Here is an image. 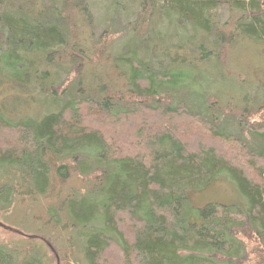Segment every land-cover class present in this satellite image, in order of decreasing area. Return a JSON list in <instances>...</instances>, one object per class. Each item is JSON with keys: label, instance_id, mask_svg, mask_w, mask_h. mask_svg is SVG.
<instances>
[{"label": "trees", "instance_id": "16d2710c", "mask_svg": "<svg viewBox=\"0 0 264 264\" xmlns=\"http://www.w3.org/2000/svg\"><path fill=\"white\" fill-rule=\"evenodd\" d=\"M44 1L0 0V83L30 104L48 98L52 109L16 121L13 110L5 114L7 104L0 107V212L16 204L23 187L43 194L53 188V173L69 178L71 172L87 179L88 197L66 201L68 231H80L87 264H264V102L231 116L206 92L186 95L163 51L167 44L153 38L162 20L190 25L202 39L188 49L193 61L177 63H209L226 46L216 12L238 10L233 27L227 25L234 32L230 41L245 35L264 43V3L141 0L123 22L126 31L106 29L117 24L109 19L95 37V0H53L48 18ZM137 27L144 33L135 57L119 62L127 66L122 89L88 83L79 64H103ZM12 98L16 104L18 97ZM223 174L244 195L247 209L209 205L192 217L189 193ZM247 238L257 247L254 262Z\"/></svg>", "mask_w": 264, "mask_h": 264}, {"label": "rangeland", "instance_id": "374dc122", "mask_svg": "<svg viewBox=\"0 0 264 264\" xmlns=\"http://www.w3.org/2000/svg\"><path fill=\"white\" fill-rule=\"evenodd\" d=\"M261 1L264 3V0ZM53 2V0L43 2L44 18L52 15L53 12L49 8L52 7ZM139 2L141 0H95V5L99 7V10L95 11L94 26L98 27L95 37L101 35L106 25L105 22L109 19L115 20L118 25L111 23L106 29L126 31L127 23L123 24V22L130 15L133 17L134 6L137 7ZM238 15V10H231L228 7H222L216 12L218 26L224 28L221 35L224 37L226 46L214 51L216 57H213L209 63L202 64L196 61V66L183 67L177 62L193 61L194 57L190 55L188 49L196 46L202 39L198 29L190 25L181 28L177 24L162 20L157 22L158 27L153 31L155 35L153 38L161 36L163 44H167L163 51H167L166 54L176 65L173 72L181 75L179 83H181L180 87L183 85L187 90L185 94L197 98L206 92L210 95V102L214 103L215 107L229 112L231 116H235L239 111L248 107L256 108L264 102V43L252 40L250 36L245 35L244 37L239 35L236 42L230 41L234 32H231L232 28L227 25L230 24L233 27V19L238 18ZM129 20L132 21V18L130 17ZM140 33L144 32L138 27L137 30L134 29V32L127 33L130 37L124 38L125 40L120 43L122 46L117 48L118 51L107 52L102 58L104 59L103 64H98L99 62L93 59V64L91 60H88V63L84 61L85 63L79 64L77 69L80 73L87 72L88 83L101 85L109 82L113 92L120 91L126 83L125 76L121 74L127 71V66L120 65L119 62L135 57L136 42L142 37ZM88 35L89 32L83 34L82 39ZM167 40L173 45L185 46L186 52L183 48L172 49ZM113 57L118 60V63ZM1 58L5 62V57L1 56ZM1 65L4 63L1 62ZM95 66L100 69H94ZM93 71H97L98 74H92ZM4 73L0 70V79H4ZM5 83L7 82L0 83V107L3 103L7 104L4 107L6 115L9 110H13L17 115L16 121L22 119L32 121L37 117L51 114L52 109L49 107L47 109L50 104L48 98L41 97L34 104L27 103L28 99L23 100L24 95L16 94V91ZM15 96L18 97L16 104L12 101V97ZM251 101H254L253 105ZM48 110L49 113H47ZM51 179L53 188L50 185L49 189L42 194L23 187L20 195L17 196L16 204L7 212H0L1 264H40V262L42 264H87L82 249L84 244L79 237L81 236L80 231L78 233L74 230L69 232L66 224L68 219L66 201L74 200L76 197L81 199L88 197L83 190L87 185V179L80 176L73 177L71 172L69 178H62L53 173ZM29 190L33 193H29V198H25L23 194L28 193ZM8 191L6 188L2 194L8 196ZM50 193V197L45 199ZM188 204L192 215L194 214L192 217H198L199 212L209 205L234 207L242 211L247 209L244 195L240 193L228 174H223L207 188L190 192ZM245 243L250 254L249 259L255 261L259 256L252 253L253 249L257 248L255 243L249 238L245 240Z\"/></svg>", "mask_w": 264, "mask_h": 264}]
</instances>
